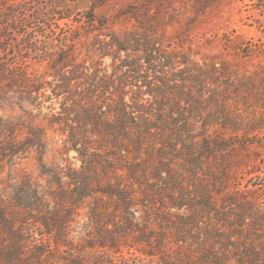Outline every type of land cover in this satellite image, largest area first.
<instances>
[{
    "label": "rangeland",
    "instance_id": "obj_1",
    "mask_svg": "<svg viewBox=\"0 0 264 264\" xmlns=\"http://www.w3.org/2000/svg\"><path fill=\"white\" fill-rule=\"evenodd\" d=\"M54 1L71 16L38 39L75 38L80 85L56 96L45 75L49 98L0 110L33 128L17 140L42 138L11 175L32 241L51 242L30 264H264V0ZM89 87L103 111L73 110ZM222 232L242 242L227 260Z\"/></svg>",
    "mask_w": 264,
    "mask_h": 264
},
{
    "label": "trees",
    "instance_id": "obj_2",
    "mask_svg": "<svg viewBox=\"0 0 264 264\" xmlns=\"http://www.w3.org/2000/svg\"><path fill=\"white\" fill-rule=\"evenodd\" d=\"M42 5L46 6L45 12L40 9ZM97 6H101V4L97 3L93 6L91 4L89 14L85 16L86 21L91 24L97 20L93 14ZM70 16L71 12L68 11V7L54 0H0V110L5 106L11 107L17 104L21 110L26 112L25 103L35 105L34 103L41 96L49 98V95L45 92L46 84L49 83L45 80V75L52 76L54 79L60 78L62 86L52 87V94L56 96L64 93L68 94L71 80H75V87L80 85L77 80L85 74L86 60L83 59L81 63L76 62L75 38L71 36L62 37L58 40L55 39L54 43L53 41L38 39V36H47L46 30L52 32V26L46 23L45 20L50 21L54 17H56V20L68 19ZM55 47L56 51H54ZM31 60L39 65H41V62L46 61L50 71L40 72L31 65ZM90 90H92L91 87L77 94L76 99H72L73 110L96 113L97 109H101L93 101ZM69 99L70 97L65 98L66 101ZM114 102V105H110V108L113 109L110 111L112 112V119L109 120L111 121L109 126H114L119 121L116 118V115H118L116 109H120L123 111L122 113L127 114L126 107L130 106L125 102L123 96H119L117 100L114 99ZM131 102L134 103L135 101ZM138 107V105L134 107L136 111H142L141 109L138 110ZM24 127L33 130V128L25 126L23 122L14 120L10 116L0 115V231L4 232V236L1 238L5 242L4 249L0 250V262H3L2 264H30L29 261L40 260L41 254L51 253L49 251L51 247L49 240L42 239L43 243L40 245H36L32 241L33 231L27 225V217L20 212L22 207L29 205H24L18 195L12 197L15 187L19 186L11 181V175L15 171V159L27 150V146L41 147L42 145V138L38 132L34 137L17 140L18 131H21ZM118 130L119 128L116 126L111 127V131H113L111 132V138L115 136L114 134ZM76 142H78V138L72 135L71 143ZM6 166L9 168L7 171L8 179L4 178ZM21 181L23 184L18 189L30 186L31 182L28 177ZM100 192L105 195L114 194L112 191ZM116 192L118 196L124 197L126 204H130L132 197L126 200L129 197L127 191L120 188ZM126 194L127 196H124ZM172 200L175 201L176 199L172 198ZM151 203L152 201L149 198L142 201L144 206H149ZM203 204L210 208V202L204 201ZM45 211L43 209L40 215L42 216V212ZM47 231L49 230L47 229ZM49 232L51 234L52 231ZM43 234L42 232L40 235ZM51 236L58 237L57 234ZM221 236L225 240L222 243L225 247L223 256L227 260L229 248L231 247L233 252H237L238 247L236 249L235 247L242 242L233 241L231 236L223 232ZM218 257L220 258V256L215 255V264H220Z\"/></svg>",
    "mask_w": 264,
    "mask_h": 264
}]
</instances>
